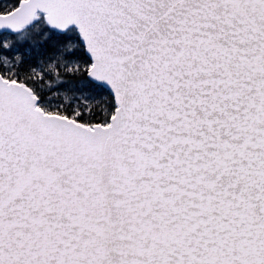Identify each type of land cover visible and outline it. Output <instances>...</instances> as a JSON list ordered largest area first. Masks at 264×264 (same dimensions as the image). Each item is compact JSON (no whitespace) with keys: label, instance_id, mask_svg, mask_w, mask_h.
Returning a JSON list of instances; mask_svg holds the SVG:
<instances>
[{"label":"snow or ice","instance_id":"6c2138e0","mask_svg":"<svg viewBox=\"0 0 264 264\" xmlns=\"http://www.w3.org/2000/svg\"><path fill=\"white\" fill-rule=\"evenodd\" d=\"M0 264H264V0H0Z\"/></svg>","mask_w":264,"mask_h":264}]
</instances>
